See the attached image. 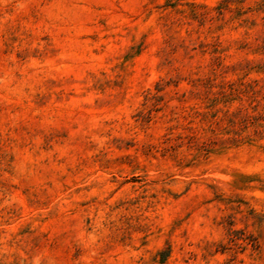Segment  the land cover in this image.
<instances>
[{
  "label": "rangeland",
  "instance_id": "1",
  "mask_svg": "<svg viewBox=\"0 0 264 264\" xmlns=\"http://www.w3.org/2000/svg\"><path fill=\"white\" fill-rule=\"evenodd\" d=\"M0 264H264V0H0Z\"/></svg>",
  "mask_w": 264,
  "mask_h": 264
}]
</instances>
